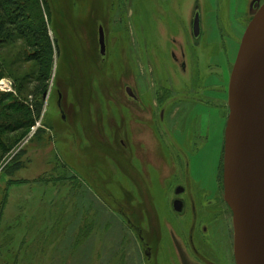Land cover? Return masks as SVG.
<instances>
[{"label":"rangeland","instance_id":"374dc122","mask_svg":"<svg viewBox=\"0 0 264 264\" xmlns=\"http://www.w3.org/2000/svg\"><path fill=\"white\" fill-rule=\"evenodd\" d=\"M44 1L55 50L40 93L29 42L0 44L4 115L29 118L14 101L40 114L0 135V264H148L133 226L146 244L150 222L181 230L175 186L193 179L200 216L220 207L228 83L255 0ZM170 253L164 234L158 264Z\"/></svg>","mask_w":264,"mask_h":264},{"label":"water","instance_id":"95a60500","mask_svg":"<svg viewBox=\"0 0 264 264\" xmlns=\"http://www.w3.org/2000/svg\"><path fill=\"white\" fill-rule=\"evenodd\" d=\"M99 45L105 56L102 27ZM228 95L224 197L233 213L236 264H264V4L242 39Z\"/></svg>","mask_w":264,"mask_h":264},{"label":"flooded vegetation","instance_id":"af4514ba","mask_svg":"<svg viewBox=\"0 0 264 264\" xmlns=\"http://www.w3.org/2000/svg\"><path fill=\"white\" fill-rule=\"evenodd\" d=\"M257 5L258 7L261 5L259 0H255L250 5L249 15L252 12H257ZM197 15L199 16L197 21L199 23L200 34L202 25L201 16L196 13L192 20V34L195 38ZM132 97L134 100H137L135 95H132ZM223 174L224 168L222 175L219 174L218 176L217 189L214 192V194L218 192L221 200L220 207H209L211 206V202H207L209 204L206 206L207 210L202 212L201 216L197 207V198L191 184L193 179L186 176L188 178L185 179V186L177 185L174 187V194H172L170 200V213L180 220L182 224L181 230L173 227L175 223L168 225L166 222L163 226L160 221L157 222V227L153 229V224L150 222L149 238L151 243L146 244L142 229L138 226H133L138 241L145 249L148 264H158L164 234L170 242V254L175 256V259L170 258L172 264H236L233 213L225 201ZM214 194L212 197L215 198ZM220 224L228 226L225 229L226 233L222 237L217 236ZM166 225L167 227H165ZM165 228L168 229V232Z\"/></svg>","mask_w":264,"mask_h":264},{"label":"trees","instance_id":"16d2710c","mask_svg":"<svg viewBox=\"0 0 264 264\" xmlns=\"http://www.w3.org/2000/svg\"><path fill=\"white\" fill-rule=\"evenodd\" d=\"M47 3L44 0H0V35L2 37L0 44H12L15 40L25 39L29 42L33 60L39 65L38 76H40V84L36 94L45 88L51 75L50 66H45V60L50 58L48 63H51L52 56L54 54L55 46L52 42L49 31L43 23L41 24L42 8L47 12ZM31 11V14H30ZM2 65L0 64V69ZM3 76L0 73V78ZM33 96H36L35 94ZM0 99V135L12 132V124H19L29 130L36 124L35 120L39 117V111L37 104H18L14 101V105L10 111L26 110L29 118L18 117L17 115H4L5 105L1 104ZM8 111V110H5ZM9 111V112H10ZM26 115V116H27ZM1 137V136H0ZM10 143L12 139H7ZM4 143L0 141V147Z\"/></svg>","mask_w":264,"mask_h":264},{"label":"bare ground","instance_id":"6f19581e","mask_svg":"<svg viewBox=\"0 0 264 264\" xmlns=\"http://www.w3.org/2000/svg\"><path fill=\"white\" fill-rule=\"evenodd\" d=\"M263 4V2L261 3V5ZM255 14L256 13H254V12H252L251 13V15L249 16V18L251 17V19L255 16ZM247 28V27H246ZM246 30V29H245ZM237 58V57H236ZM235 62H236V59H235V61H234V65H235ZM234 65H233V68H234ZM233 71V70H232ZM231 74H232V72H231ZM3 84V83H2ZM228 86H229V83H228ZM225 129H226V127H225ZM224 135H225V133H224ZM223 179H224V174H223Z\"/></svg>","mask_w":264,"mask_h":264}]
</instances>
